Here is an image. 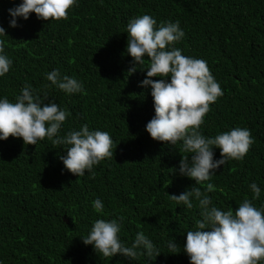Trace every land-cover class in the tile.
Segmentation results:
<instances>
[{"label":"trees","instance_id":"obj_1","mask_svg":"<svg viewBox=\"0 0 264 264\" xmlns=\"http://www.w3.org/2000/svg\"><path fill=\"white\" fill-rule=\"evenodd\" d=\"M21 2L0 0L7 35L0 36V54L12 61L0 77V99L15 102L31 85L42 102L70 113L59 136L84 125L107 131L113 156L77 177L59 158L67 145L47 137L36 145L14 137L0 141V264H190L186 233L196 229L201 209L195 198L189 209L169 195L196 186L210 197V207L235 211L245 198L264 207V0H77L67 19L43 21L32 13L27 21L17 17L12 28L9 9ZM142 15L157 27L179 21L184 36L169 47L206 61L220 84L223 95L210 105L201 134L213 138L236 127L251 132L254 143L243 159H229L209 181L196 185L179 173L182 156L191 161L182 141L158 142L146 132L155 115L151 88L141 86L149 59L129 76L134 62L126 52L127 24ZM53 70L61 79H77L83 92L52 85L46 73ZM213 151L221 159L220 150ZM208 183L215 191L207 192ZM252 183L261 190L255 200ZM96 199L102 212L93 207ZM98 219L117 220L129 247L142 231L159 256L104 257L82 241ZM172 239L175 252L167 247Z\"/></svg>","mask_w":264,"mask_h":264},{"label":"clouds","instance_id":"obj_2","mask_svg":"<svg viewBox=\"0 0 264 264\" xmlns=\"http://www.w3.org/2000/svg\"><path fill=\"white\" fill-rule=\"evenodd\" d=\"M77 0H22L9 9L10 27L16 28L17 17L27 21L30 14L43 21L67 19L68 10ZM150 15L131 19L127 24L126 52L133 59V66L127 75L137 71V66L149 59L147 76L142 87L151 88L154 102V117L147 123L146 132L154 141L176 145L182 141V151L190 153L182 156L179 173L194 180L197 184L209 181L216 170L229 159L240 160L254 143L250 130L236 127L231 131L207 138L199 131L210 105L223 95L220 84L211 74L207 62L182 54L170 45L181 40L184 32L179 21L161 23ZM0 36H7L6 29L0 26ZM4 52V41L0 40V53ZM12 61L0 54V77L9 72ZM158 77L159 79H153ZM170 78V82L168 80ZM46 79L65 93H82L83 84L77 79L64 76L60 78L57 70L46 73ZM48 87V85H45ZM15 102L6 97L0 99V141L9 137L22 138L24 144L36 145L47 137L54 145H67L66 155L59 158L64 168L80 177L85 171L91 172L106 158H112L113 140L107 131H90L84 125L78 131H69L59 136L62 124L70 115L61 110L55 102H42L33 94L31 85L21 89ZM55 137V139H54ZM220 150L221 159H214L213 149ZM175 171V169H174ZM167 188V186H165ZM207 192L215 191L214 185H206ZM253 200L260 196L256 183L250 185ZM177 204L193 207L195 198L201 209V219L196 221V229L187 231L184 252L190 264H262L264 262V207L257 208L245 198L235 211H223L211 206L210 197L199 187H192L179 195H169ZM96 212H102L104 205L100 199L93 202ZM123 220V217L119 218ZM121 224L117 220L98 219L90 233L82 238L85 245H94L96 252L104 257L119 254L135 259L139 255L159 256L152 241L138 232L132 245L121 242ZM170 251L179 249L174 240L167 243ZM143 249L144 251H137Z\"/></svg>","mask_w":264,"mask_h":264},{"label":"water","instance_id":"obj_3","mask_svg":"<svg viewBox=\"0 0 264 264\" xmlns=\"http://www.w3.org/2000/svg\"><path fill=\"white\" fill-rule=\"evenodd\" d=\"M67 221V220H66Z\"/></svg>","mask_w":264,"mask_h":264}]
</instances>
